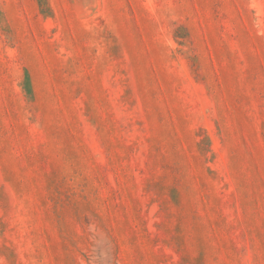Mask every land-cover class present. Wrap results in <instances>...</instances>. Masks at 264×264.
Segmentation results:
<instances>
[{
	"label": "rangeland",
	"instance_id": "rangeland-1",
	"mask_svg": "<svg viewBox=\"0 0 264 264\" xmlns=\"http://www.w3.org/2000/svg\"><path fill=\"white\" fill-rule=\"evenodd\" d=\"M0 264H264V0H0Z\"/></svg>",
	"mask_w": 264,
	"mask_h": 264
}]
</instances>
